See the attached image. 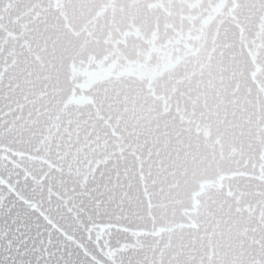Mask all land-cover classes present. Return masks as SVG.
<instances>
[{"label":"snow or ice","instance_id":"1","mask_svg":"<svg viewBox=\"0 0 264 264\" xmlns=\"http://www.w3.org/2000/svg\"><path fill=\"white\" fill-rule=\"evenodd\" d=\"M0 264H264V0H0Z\"/></svg>","mask_w":264,"mask_h":264}]
</instances>
